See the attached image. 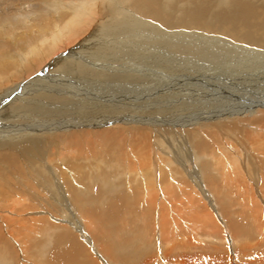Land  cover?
Wrapping results in <instances>:
<instances>
[{"label":"bare ground","instance_id":"bare-ground-1","mask_svg":"<svg viewBox=\"0 0 264 264\" xmlns=\"http://www.w3.org/2000/svg\"><path fill=\"white\" fill-rule=\"evenodd\" d=\"M20 1L0 6V203L24 207L14 196L28 178L39 190L31 198L69 210L76 233L40 229L28 248L8 232L0 262L43 264L25 255L50 247L47 264H101L106 254L109 264H202L187 252L201 229L222 246L230 232L227 264L261 247L264 0ZM124 194L142 221L159 211L156 225L131 227V240L116 237ZM92 203L107 213L81 210ZM122 249L146 255L130 262Z\"/></svg>","mask_w":264,"mask_h":264},{"label":"rangeland","instance_id":"rangeland-1","mask_svg":"<svg viewBox=\"0 0 264 264\" xmlns=\"http://www.w3.org/2000/svg\"><path fill=\"white\" fill-rule=\"evenodd\" d=\"M20 3V4H19ZM38 5H36V7L37 8H39V6L40 7H42L43 6V4L42 3H37ZM15 5H19V6H21V1L20 0H0V6L1 7H4V6H15ZM34 18V17H33ZM25 29H27V28H25ZM96 36H97V33H96ZM95 36V34H94V37H96ZM98 39V38H97ZM96 39V40H97ZM95 40V41H96ZM97 41H99L100 42V39H98ZM102 41V40H101ZM104 41V40H103ZM7 42H9V41H7ZM10 43V42H9ZM106 43H108V42H106ZM92 44V43H91ZM109 44V43H108ZM107 45V44H106ZM9 47H10V44L8 45ZM106 47H108V46H106ZM9 50V49H8ZM11 50H12V46H11ZM13 50L14 51H17L18 52V49L17 48H13ZM70 60H72V59H70ZM261 78H264L263 76H261ZM252 79H256L257 80V77H255V78H252ZM255 81V80H254ZM30 86V85H29ZM31 86H33V85H31ZM184 87H185V89L186 88H188V90L189 91H194V92H192V93H190V94H193V95H197L198 94V91H196V89H194V90H192V89H190L189 87H187L186 85H183ZM16 104H19L18 102H16ZM7 108H8V110L9 109H12L10 106L8 107V106H6V108L5 107H3L2 109H1V112H2V110H6L7 111ZM190 168V167H189ZM24 179H26V180H24ZM23 179V181L24 182H28V184H29V186H21L20 188V191L14 196L16 199H23L25 202H23L22 203V205H24V207H17V206H13L12 207V205L10 206L9 205V203H5V202H1L0 203V227H2V229L0 228V241H1V244L3 243V242H5V240L7 241L8 239H10V237H12L13 239H15V238H18L19 240H21V241H25V244L27 245V247L29 246V245H31V243H30V241H32L33 239H38L39 238V236L37 237L36 236V234L38 233V232H35V231H39L40 229H47V228H49V227H53L54 225H58V227L59 226H61L62 228L63 227H65V228H67V229H69V231L71 232V233H73V234H75L76 233V231H74V229H75V222L74 221H70V215H69V210H64V209H60L59 210V208H57V207H49V206H47L46 205V207H41V200L39 199L38 201L35 199V198H31V197H34V196H36L39 192V190L36 188V186L34 185V184H32L31 183V181H30V179H28V178H24ZM12 181L11 182H15L14 181V179H11ZM32 187V189H31V187ZM26 188H27V190H26ZM31 190H30V189ZM37 189V190H36ZM205 190L206 191H208V189L207 188H205ZM213 191L215 192V190L213 189ZM22 192V193H21ZM25 192V193H24ZM119 192L120 191H110V192H108V194H106L104 197V200L105 199H108V198H111V197H113L115 194L114 193H117V195L119 194ZM29 193V194H28ZM36 193V194H35ZM121 193V192H120ZM22 194H24V195H22ZM126 194V193H125ZM124 194V197L126 198V197H128L127 195H125ZM216 194V193H215ZM34 195V196H33ZM40 196H42V194L40 193V195H38V197L37 198H41ZM111 196V197H110ZM45 198H47V196L45 195L44 196ZM222 197H223V195H222ZM215 198H212V200H214ZM30 200V201H29ZM223 200H225L223 203L224 204H222V206H224V205H226V206H230L229 208L228 207H226L227 209H228V211H231V213L232 212H237V213H239V215L240 214H242V210H244L242 207H240V206H237L236 204L234 205V203L232 202V203H228V201H227V198L226 197H224V199ZM28 201V202H27ZM226 201H227V203H226ZM34 202V203H33ZM39 202V203H38ZM129 202V203H128ZM137 202H138V200H137ZM206 202H207V200H206ZM28 203V204H27ZM49 203H52V201H49ZM135 203H136V200H131V199H129V198H126V199H124V201H123V204L126 206V207H117V208H122V210L124 209L125 211H126V213H125V216L123 217V220L121 221V223L119 224V225H121V230H122V234H121V230H120V234H121V237H120V235L119 236H117L116 235V237H118V239L117 240H119V238H121V240H123V236H124V238L125 239H130V237H131V231H133V230H131V227H132V229H135V228H133V227H140V225L142 224L141 223V221H142V218L141 219H139L140 218V213H139V211H140V207H136L135 206ZM93 204V205H92ZM91 205L92 206H94L96 203H92ZM122 204V205H123ZM130 204V205H129ZM121 205V206H122ZM128 205V206H127ZM233 205V206H232ZM27 206V207H26ZM222 206L220 207V205L217 203V207H218V209H222ZM232 206V207H231ZM217 207H215V209L217 208ZM72 209H75V208H77V207H71ZM92 208V209H91ZM96 207L94 206V207H81V210H85V209H90V210H94ZM112 208V207H111ZM126 208V209H125ZM234 208V209H233ZM44 209V210H43ZM100 209L101 210H98V211H95L94 210V212H101V213H105L106 212V207H100ZM173 209V208H172ZM168 210L167 211V213H166V217L168 218V220L169 221H171L172 220V218L174 219L176 216L175 215H177V214H175V213H177V212H174V210ZM176 210H177V208H175ZM233 211H232V210ZM59 210V211H58ZM76 210V209H75ZM211 210H212V208H211ZM2 211V212H1ZM7 211V212H6ZM8 211H11V213L9 212L8 213ZM216 211H218V210H216ZM6 212V213H5ZM62 212V213H61ZM67 214H66V213ZM119 214H118V216L120 215L121 216V210H119ZM172 212V213H171ZM174 212V213H173ZM2 213H4L3 215H1ZM107 213V212H106ZM150 213H151V217L149 216V217H147V218H144L143 219V223H145V224H151V222L153 221V222H155L154 224L156 225V223H157V219H158V214H159V211H158V209L157 208H154V209H152L151 211H150ZM158 213V214H157ZM230 213V212H229ZM10 214H11V216H10ZM19 214V215H18ZM127 214V215H126ZM172 215V216H171ZM187 215L189 216V217H187ZM187 215H184V217L186 218L187 217V219H186V221H187V223L188 222H190V221H192L191 220V216L189 215V213L187 214ZM222 215V214H221ZM10 216V217H9ZM231 216V215H230ZM9 217V220L7 219L6 220V218H8ZM17 217V218H16ZM63 217V218H62ZM182 217H183V215H182ZM154 218V219H153ZM226 218V219H225ZM234 218V217H233ZM11 219V220H10ZM14 219V220H13ZM65 219V220H64ZM147 219V220H146ZM171 219V220H170ZM13 220V221H12ZM62 220V221H61ZM69 220V221H68ZM74 220V219H73ZM145 220V221H144ZM220 220L222 221V222H226L227 220H230L227 216H221V218H220ZM6 221V222H5ZM67 221V222H66ZM149 221H151V222H149ZM5 222V223H4ZM10 222V223H9ZM62 224H61V223ZM71 224H74L73 226L71 225H69L70 223ZM126 224H125V223ZM4 223V224H3ZM8 223V224H7ZM59 223V224H58ZM64 223H65V226H64ZM10 224V225H9ZM131 224V225H130ZM4 225H5V227H7V232L5 231V227H4ZM8 225V226H7ZM114 225V224H113ZM3 228H4V232H3ZM10 229H11V231H10ZM126 229V230H125ZM124 231V232H123ZM8 232H10V234L8 233ZM63 231H59V233H62ZM126 232V233H125ZM149 233H147V240L151 243V245L153 244L152 242V231L150 230V231H148ZM55 233V232H54ZM8 234V235H7ZM104 234V233H103ZM101 235L100 236V239H106V238H108V236L110 235V234H108L107 235V237H103V236H106L105 234L104 235ZM152 234V235H151ZM207 234H210L211 235V233H209V232H206L204 229H201V230H197L196 231V235L195 236H193L194 238H195V241L194 242H196V241H198V242H200L199 244V248L198 249H194V250H191V251H188L187 250V252H188V254H190L191 256L192 255H195V256H197L198 258H200V260L202 261V264H209V262H210V260L212 259V262H211V264H227V262H222L221 261V256L223 255H225L223 252H222V249L224 248V250H230V249H232L234 246H235V244H234V242H232L231 240H230V232H228L227 231V233L225 234L226 235V241L224 242V247L221 245V243H219L220 241L218 240V238H214L215 236L214 235H211L212 236V238L210 237V236H207ZM2 235H3V237H2ZM9 235H10V237H9ZM55 234H51V237H50V239H49V241H54V239H55V237L57 236V235H55ZM148 235H151V236H148ZM6 236V237H5ZM95 236H97L96 234H94V237ZM129 236V237H128ZM98 237V236H97ZM208 237V238H207ZM214 238V239H213ZM109 239V238H108ZM211 239V240H210ZM213 239V240H212ZM216 239V240H215ZM39 240H40V238H39ZM131 240V239H130ZM15 241V240H14ZM211 241V242H210ZM212 241H213V243H212ZM28 243V244H27ZM216 243V244H215ZM227 243V244H226ZM5 244V243H4ZM3 244V245H4ZM263 246V247H262ZM220 247H222L221 249H219ZM226 247H227V249H226ZM256 247V248H255ZM29 248V247H28ZM98 248V247H97ZM157 248V247H156ZM235 248V247H234ZM257 248H259V249H257ZM262 248H263V250H262ZM45 250H43V255L42 256H40V257H37V256H33V255H25L24 257L26 258V260H28L30 263L31 262H33V263H35L36 261H41V263H46L47 264V261H46V259H47V257H48V255H49V250H50V247H48V248H44ZM151 249H153L154 250V248H153V246H152V248ZM252 249V250H251ZM121 251H123L122 252V254H127V256H129V258H130V262H135V261H140V259L141 258H144V256L146 255V253H144V251H142V250H137V251H133V250H128V251H125V250H121ZM17 253H19V251L17 250L16 251ZM100 251L99 250H97L96 251V253H99ZM104 252V251H103ZM103 252H100V253H102L103 254ZM132 252V253H131ZM149 252V251H148ZM151 252V251H150ZM20 253H22V252H20ZM100 253H99V255H100ZM152 254L154 253L155 255H156V253H155V251H152L151 252ZM174 253V252H173ZM172 253V254H173ZM23 254V253H22ZM106 253H104L103 255H105ZM117 252H115V253H113V259H115L116 260V258H117ZM121 254V255H122ZM152 255L151 256V259H152V261H153V256H154V258L156 259H158L159 257L158 256H155V255ZM230 254V253H229ZM263 254H264V244H261V247H260V245L259 246H253V247H251L250 248V250L249 249H245L244 251H242L241 253H235L234 252V254H230V257H231V264H254V262H255V264H264V259L262 260V258H264V256H263ZM2 259H3V257L5 256L4 255V253H2ZM18 255V258H19V254H17ZM107 255L108 254H106L105 256L107 257ZM141 255H143V256H141ZM150 255V254H149ZM177 255V254H176ZM175 255V256H176ZM14 257H15V255H13ZM101 256V255H100ZM258 256H260L259 258H258ZM102 257V256H101ZM106 257H102V259L99 257V259H100V262H101V264H109V263H107L106 262V260H107V258ZM116 257V258H115ZM256 259V258H258V259H256V260H254V262H252L253 261V259ZM36 259V260H35ZM137 259V260H136ZM156 259V260H157ZM171 259H167V257H165L164 259H161V261H162V263L163 264H172L171 263V261H170ZM216 260V261H215ZM252 260V261H251ZM258 260V261H257ZM108 261V260H107ZM158 261H160V259H158ZM169 261V262H168ZM242 263H241V262ZM251 261V262H250ZM262 261V263H260V262ZM1 264H6V262L5 261H1L0 262ZM14 263H15V261H14ZM14 263H12V264H14ZM39 264V263H38Z\"/></svg>","mask_w":264,"mask_h":264}]
</instances>
